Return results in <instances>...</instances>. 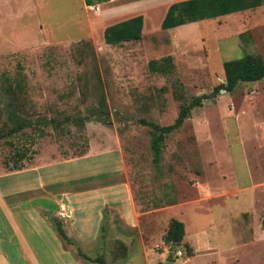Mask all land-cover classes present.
<instances>
[{
	"label": "rangeland",
	"instance_id": "obj_1",
	"mask_svg": "<svg viewBox=\"0 0 264 264\" xmlns=\"http://www.w3.org/2000/svg\"><path fill=\"white\" fill-rule=\"evenodd\" d=\"M95 1L0 0V254L264 264V79L205 99L158 163L143 122L173 123L225 81V61L264 58V4L171 29L155 8L141 40L107 43L106 27L129 16ZM56 196L70 206L51 208ZM173 218L181 243L166 240Z\"/></svg>",
	"mask_w": 264,
	"mask_h": 264
},
{
	"label": "trees",
	"instance_id": "obj_2",
	"mask_svg": "<svg viewBox=\"0 0 264 264\" xmlns=\"http://www.w3.org/2000/svg\"><path fill=\"white\" fill-rule=\"evenodd\" d=\"M88 5H93L95 0H85ZM98 3L109 0H97ZM96 2V1H95ZM264 4V0H180L172 3L162 21V28H174L182 24L198 21L207 18H216L218 16L235 13L238 11L255 8ZM144 17L137 15L129 19L114 23L106 27L104 38L107 43L119 41L141 40L143 37ZM170 57H167L160 65H170ZM151 67L162 69L159 62L152 60ZM225 81L215 86L210 94L197 95L192 98L189 104L185 105L179 112L176 120L168 125H161L155 122H147L146 125L152 127L153 140L152 147L155 153V161L158 163L161 159L162 144L166 135L178 130L190 116L192 110L202 106L207 98L216 97L220 91L226 90L232 92L241 82H255L264 79V58L258 53H250L242 58L228 60L224 62ZM105 104V100H102ZM58 228L63 238L68 239L67 233L62 224L58 222ZM186 234L185 222L173 218L170 222L167 241L181 243ZM189 255L193 254L190 245H186ZM81 254L86 257L85 253ZM105 264L103 257L96 259Z\"/></svg>",
	"mask_w": 264,
	"mask_h": 264
},
{
	"label": "crops",
	"instance_id": "obj_3",
	"mask_svg": "<svg viewBox=\"0 0 264 264\" xmlns=\"http://www.w3.org/2000/svg\"><path fill=\"white\" fill-rule=\"evenodd\" d=\"M176 1H180V0H134V1H130V2H129V0H109V1H106L104 3H109L110 5H112L111 8H115L117 10H121V14L122 15L129 16V17L123 19V20L129 19V18L137 16V15H143L144 23H145V19H146L145 18V11L149 13L150 11H153V9H155V8L156 9L164 8L165 10L163 11V14L165 12V15H166L170 5L172 3H174V2H176ZM134 5H137V6L136 7H131V6H134ZM130 8H134V9L129 10ZM125 9H128V10L125 11ZM136 10H137L138 13L134 14L133 12H136ZM165 15H164V17H165ZM222 16H225V15H222ZM222 16H218V17L220 18ZM164 17H163V19H164ZM123 20H120V21H123ZM202 20H204V19H202ZM202 20L189 22V23L182 24V25H179V26L187 25V24H190V23L198 24ZM120 21H118V22H120ZM169 29H171V28H169ZM143 30H144V28H143ZM54 198L56 199V206L55 205L51 206V208L60 209V207L62 205L70 206L69 204L65 203L59 196H56ZM42 207L46 208L47 206H42ZM0 260H2V261L3 260H5V261L9 260V262H11L13 264V262L10 260V256H9L7 251L6 252L4 251L3 253L0 254Z\"/></svg>",
	"mask_w": 264,
	"mask_h": 264
},
{
	"label": "water",
	"instance_id": "obj_4",
	"mask_svg": "<svg viewBox=\"0 0 264 264\" xmlns=\"http://www.w3.org/2000/svg\"><path fill=\"white\" fill-rule=\"evenodd\" d=\"M172 252H173V248L171 249V253H170V258H169V260L173 259V258H172V256H173V253H172Z\"/></svg>",
	"mask_w": 264,
	"mask_h": 264
},
{
	"label": "bare ground",
	"instance_id": "obj_5",
	"mask_svg": "<svg viewBox=\"0 0 264 264\" xmlns=\"http://www.w3.org/2000/svg\"><path fill=\"white\" fill-rule=\"evenodd\" d=\"M81 224H83V223H81ZM85 230V229H84ZM95 232V231H94ZM132 234V233H131ZM93 237V236H92Z\"/></svg>",
	"mask_w": 264,
	"mask_h": 264
}]
</instances>
